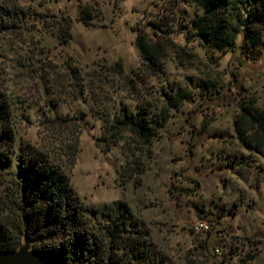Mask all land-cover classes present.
Listing matches in <instances>:
<instances>
[{"label":"rangeland","instance_id":"obj_1","mask_svg":"<svg viewBox=\"0 0 264 264\" xmlns=\"http://www.w3.org/2000/svg\"><path fill=\"white\" fill-rule=\"evenodd\" d=\"M201 13L197 0H0V90L27 106L25 140L78 138L77 196L127 206L169 264H264V142L249 116L264 111V29L213 50L193 34ZM145 107L147 142L104 134Z\"/></svg>","mask_w":264,"mask_h":264},{"label":"trees","instance_id":"obj_2","mask_svg":"<svg viewBox=\"0 0 264 264\" xmlns=\"http://www.w3.org/2000/svg\"><path fill=\"white\" fill-rule=\"evenodd\" d=\"M197 1L202 13L195 15L192 27L202 46L218 51L230 47L239 32L244 43L253 42L264 29V0ZM239 5L244 15L233 26L230 17ZM58 36L67 40L68 29L61 27ZM26 112V105L0 90V252L16 250L25 240L67 264H169L130 222L127 206L83 204L71 184L78 138L70 144L51 138L40 145L27 141L19 132L20 123L28 120ZM41 116L56 126L66 120L52 110ZM249 116L253 137L264 142V111ZM157 124L147 107L123 109L104 134L127 132L147 142Z\"/></svg>","mask_w":264,"mask_h":264},{"label":"water","instance_id":"obj_3","mask_svg":"<svg viewBox=\"0 0 264 264\" xmlns=\"http://www.w3.org/2000/svg\"><path fill=\"white\" fill-rule=\"evenodd\" d=\"M0 264H67L65 261L42 253L32 248L31 244L23 241L13 251L0 252Z\"/></svg>","mask_w":264,"mask_h":264},{"label":"built area","instance_id":"obj_4","mask_svg":"<svg viewBox=\"0 0 264 264\" xmlns=\"http://www.w3.org/2000/svg\"><path fill=\"white\" fill-rule=\"evenodd\" d=\"M191 230L194 233L205 232V231L208 230V225L204 221H199V222H196V223L192 224ZM217 250L219 251V249H217Z\"/></svg>","mask_w":264,"mask_h":264}]
</instances>
